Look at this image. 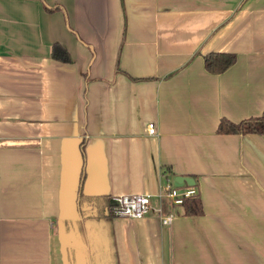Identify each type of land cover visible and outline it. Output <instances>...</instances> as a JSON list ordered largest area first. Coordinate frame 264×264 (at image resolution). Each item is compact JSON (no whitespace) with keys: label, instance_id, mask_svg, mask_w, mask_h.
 <instances>
[{"label":"crops","instance_id":"1","mask_svg":"<svg viewBox=\"0 0 264 264\" xmlns=\"http://www.w3.org/2000/svg\"><path fill=\"white\" fill-rule=\"evenodd\" d=\"M263 107L264 0H0V264H264V132L217 131ZM81 172L148 212L81 214ZM181 173L199 213L159 197Z\"/></svg>","mask_w":264,"mask_h":264},{"label":"trees","instance_id":"2","mask_svg":"<svg viewBox=\"0 0 264 264\" xmlns=\"http://www.w3.org/2000/svg\"><path fill=\"white\" fill-rule=\"evenodd\" d=\"M46 6V5H45ZM57 6V5H56ZM51 8V6H46ZM55 7V6H54ZM50 54L52 57L59 60H69V54L66 48L60 42L53 41L50 47ZM236 54L233 51H222L211 49L203 54L204 67L208 71L220 72L228 67L234 60ZM217 131L219 132H239L246 133V131H253L257 133L264 132V107L259 114L246 115L236 121L226 117H219L217 124ZM81 179L79 183V194L77 198V208L81 214L89 215L90 217H98L105 211V207L109 199L105 195H88L81 191V184L83 175L81 172ZM183 206L187 212L199 213L202 211V205L197 196H186L183 198ZM87 208L89 209L88 212ZM86 210V211H85ZM86 212V213H85Z\"/></svg>","mask_w":264,"mask_h":264},{"label":"built area","instance_id":"3","mask_svg":"<svg viewBox=\"0 0 264 264\" xmlns=\"http://www.w3.org/2000/svg\"><path fill=\"white\" fill-rule=\"evenodd\" d=\"M147 123V132L155 133L156 126L152 120ZM198 190L196 189L194 183L186 184H174L169 180V178H164L161 184V191L159 192V197H161L164 202L172 205H181L183 198L186 196H196ZM108 213L112 216L122 215V216H142L148 212L150 208V194L144 192H131V193H115L109 196V202L107 205ZM159 215L161 223H168L174 217L173 212H163L162 208L159 207Z\"/></svg>","mask_w":264,"mask_h":264},{"label":"water","instance_id":"4","mask_svg":"<svg viewBox=\"0 0 264 264\" xmlns=\"http://www.w3.org/2000/svg\"><path fill=\"white\" fill-rule=\"evenodd\" d=\"M186 181L187 183L193 184L194 178L191 175L187 174H176L173 178L174 184H181L183 181ZM69 241L71 244H83L79 239L74 238L72 234L69 235Z\"/></svg>","mask_w":264,"mask_h":264},{"label":"rangeland","instance_id":"5","mask_svg":"<svg viewBox=\"0 0 264 264\" xmlns=\"http://www.w3.org/2000/svg\"><path fill=\"white\" fill-rule=\"evenodd\" d=\"M109 239H110V237H109Z\"/></svg>","mask_w":264,"mask_h":264}]
</instances>
